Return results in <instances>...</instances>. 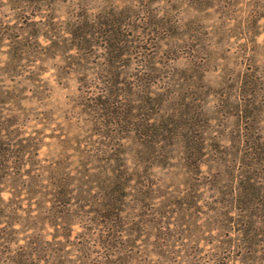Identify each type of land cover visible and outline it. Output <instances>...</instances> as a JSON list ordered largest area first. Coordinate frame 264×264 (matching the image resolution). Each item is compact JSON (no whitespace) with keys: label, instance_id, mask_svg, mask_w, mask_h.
Returning <instances> with one entry per match:
<instances>
[{"label":"trees","instance_id":"1","mask_svg":"<svg viewBox=\"0 0 264 264\" xmlns=\"http://www.w3.org/2000/svg\"><path fill=\"white\" fill-rule=\"evenodd\" d=\"M14 4L18 11L26 12L30 8L33 17H44L42 25L33 26L36 30L33 45L36 53H42L38 51L39 36L54 41V44L47 45V50L55 51L63 45L67 46L65 49L73 50L72 57L79 61L98 48L102 49V60L105 62L100 68L106 81L98 91L83 90L79 96L80 105L90 118V136L98 139V148L107 154L105 162L116 161L117 166L113 165L108 177L103 176L98 181V198L92 194L91 182L95 183L94 179L79 186L74 174L60 172L57 167H49V176L44 177L45 168L36 161L40 145L33 141L34 138L24 137L17 120L18 114L4 115L5 110L12 113L11 108L5 106L14 105L15 99L2 98L0 253L7 261L0 264H68L66 262L72 256L67 250L70 245L62 239L55 242L49 239L47 228L50 225L57 230L59 228V236L70 238L77 222L73 219L75 200L89 199L90 195L97 209L88 212L97 214L102 224L100 232L88 233V236L102 238L107 253L117 254V261L124 263L115 235L126 232L123 205L132 193L133 172L122 169V166L128 165L127 155L133 152L146 164L145 171L150 167L167 168L175 157L176 141L180 138L182 153L185 160H189V166L201 173L200 168L205 164V181L209 182L210 190L215 195L223 194L215 200L225 207L224 211H219L221 220L218 216L211 217V224L222 233V246L218 247L226 248L253 264H264V105L257 102L258 86L261 85L264 92V81L255 73H249L250 76L243 82L242 94L239 86L237 94L233 89L234 103L229 102L232 94L222 97L223 88L219 89L220 85L206 83L205 87L212 90L206 92V96H218L217 99L223 101L222 105L219 104L220 108L234 106L237 124L230 135L223 129H213V123L220 118L216 114L221 110L218 109L212 117L205 112V130L200 128L193 132L189 127H193V122L197 120L196 110L193 109V114L189 115L191 109H184L189 113L177 116L171 110L177 87L176 69L172 65L179 57H186L174 55L171 34L176 27L171 22L170 10L147 8L154 14L146 25L154 36L152 42L155 45V51L148 53L139 47L143 39H136L129 33H134L137 26L128 23L131 7L117 9L112 2L102 9L103 12L97 13L88 0H31L29 4L18 0ZM62 6L69 8L68 17L64 20L59 13ZM56 39H62L61 43ZM15 43L17 48H14L20 52L22 41L16 39ZM133 54H139V65L131 64ZM157 58L161 60L158 64L154 61ZM79 61H75L77 68L84 67ZM121 61L127 63L121 64ZM183 69L185 72L189 70L186 67ZM90 86L85 85V88ZM155 87L159 91L155 92ZM182 107L186 105L182 104ZM24 166H28L26 172ZM225 176L227 180L224 183ZM153 184H140L135 194L143 202L154 201L158 197L152 189ZM5 191L9 193L7 198L3 196ZM36 196V212L33 209L24 216L17 213V199L33 204L31 199ZM170 198L171 195L167 196L165 202L159 201L149 213H143L149 216H146L145 227L157 229L154 236L157 240L170 241L172 237ZM18 224L24 229L19 231ZM22 235L23 238L20 237ZM83 250L92 253L89 246L79 245V251L82 253ZM104 262L109 264L106 259Z\"/></svg>","mask_w":264,"mask_h":264},{"label":"rangeland","instance_id":"2","mask_svg":"<svg viewBox=\"0 0 264 264\" xmlns=\"http://www.w3.org/2000/svg\"><path fill=\"white\" fill-rule=\"evenodd\" d=\"M15 1L18 0H0V100L15 99L14 105L5 106L11 108L12 113L5 110L4 115L18 114L17 120L24 137H32L40 145L36 161L45 168L44 177L49 176V167H57L60 172L74 174L79 186L84 181L94 179L96 182H91L94 190L92 194L98 198V181L107 176L113 165L117 166V162H105L107 154L98 148V139L90 136V118L81 107L79 96L83 90L98 91L103 87L106 81L100 68L105 62L102 60L103 51L98 48L79 61L72 57L74 51L65 49L67 46L63 44L58 50H47V45L54 44V41L39 36L38 51L42 53H36L33 48L36 30L33 26L42 25L44 17H33L30 8L26 12L18 11L14 7ZM20 1L29 4L31 0ZM88 1L97 13L103 12L102 9L112 2L117 9L131 7L128 13L131 20L128 23L137 26L136 32L129 33L136 39H143L138 46L148 53L155 51L152 42L154 36L146 25L154 15L149 10L159 7L161 11L170 10L171 22L176 27L171 34L174 55L186 57H179L172 65L176 69L177 87L171 110L176 116L187 115L189 112L191 115L192 110H196L197 120L189 130L197 132L200 128L205 130V112L212 117L216 110L221 109L216 113L220 118L213 123V129H223L228 135L234 132L237 124L236 109L231 105L227 109L220 108L219 104L222 105L223 101L218 100V96H206V92L212 90L205 87V84L220 85L218 88H223L222 97L232 94L229 102L234 103L233 89H236L237 94L239 86L241 91L249 73H255L257 78L264 81V0ZM149 3L151 6H147ZM60 10L64 20L68 17L69 8L62 6ZM16 39L23 43L20 52L16 50ZM61 41L56 39L58 43ZM140 60L139 54H133L131 64L139 65ZM75 61L84 67L77 68ZM154 61L158 64L161 60L157 58ZM183 67L188 68V72ZM85 85L91 86L85 88ZM250 88L254 87L251 85ZM258 89L257 102L264 105L262 86L259 85ZM154 91H159V88L155 87ZM182 104L186 107H182ZM187 105L193 107L187 108ZM181 143V138L176 141L175 157L167 168L150 167L145 171L147 166L144 161L134 156L133 152L127 155L128 165H123L122 169L132 170L133 189L123 205L122 217L126 222V232L115 235L123 252L120 257L124 263L121 264H253L252 261L228 252L226 248H220L222 233L211 224V217L217 218L219 211H224V204L215 202L223 194L215 195L210 190L209 182L205 181V164L200 168L201 173L189 166V160H185L182 153ZM27 168L24 166V172ZM226 180L225 176L222 182ZM146 183L155 184L152 189L158 198L152 202H143L135 194L140 184ZM170 195L172 237L170 241L157 240L154 237L157 229L149 230L145 227V219L149 216L144 214L149 213L151 207L155 208L159 201L165 202ZM3 196L9 197V193L5 191ZM17 200L18 214L24 216L30 210L37 211L35 203L38 196L31 199L30 203L33 204L21 198ZM75 202L73 219L77 222L70 238L59 236V228L57 230L52 225L47 228L49 239L54 242L62 239L70 245L67 250L72 256L66 263L105 264L106 259L109 264H120L117 254L107 253L102 238L88 236V233L100 232L98 230L102 224L97 214L88 212L97 209L91 195L89 199H77ZM218 220H221L220 216ZM16 227L19 231L24 229L20 224ZM156 241L158 246L155 247ZM79 245L89 246L92 253L89 254L87 250L81 253ZM6 261L5 255L0 253V262Z\"/></svg>","mask_w":264,"mask_h":264}]
</instances>
